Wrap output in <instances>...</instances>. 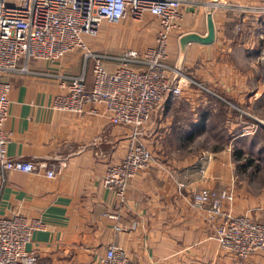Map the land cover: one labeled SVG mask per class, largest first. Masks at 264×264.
<instances>
[{
	"label": "crops",
	"instance_id": "0c3cea01",
	"mask_svg": "<svg viewBox=\"0 0 264 264\" xmlns=\"http://www.w3.org/2000/svg\"><path fill=\"white\" fill-rule=\"evenodd\" d=\"M180 9L181 27L171 34L168 59L196 82L182 83L179 97L167 95L153 111L141 136L153 158L129 179L120 206L114 205L101 176L108 163L125 154L128 127L100 114L52 105L55 95L67 91L60 75L84 69L85 83L91 86L80 55L31 58L28 72L0 73V81L11 87L3 125L11 135L9 155L45 162L55 172L49 178L43 167L36 172L9 170L0 181V216L17 213L28 223L37 218L42 222L25 245L37 264H99L109 244L122 246L133 264H264V251L239 258L223 249L211 237L206 207L188 203L198 187L227 189L233 198L224 206L264 219V194L235 185L230 153L234 144L241 149L250 141L242 128H255L249 134L256 146L264 133V0H189ZM207 14L212 16L214 39L187 42L181 51L179 35H205ZM107 60L103 64L113 69ZM202 85L209 94L200 90ZM198 109L205 111V128L211 120L218 123L224 135L221 147L201 149L199 155L190 145L165 144L170 137L195 135ZM178 183H183L180 189ZM103 211H117L118 218Z\"/></svg>",
	"mask_w": 264,
	"mask_h": 264
},
{
	"label": "built area",
	"instance_id": "2783aa9c",
	"mask_svg": "<svg viewBox=\"0 0 264 264\" xmlns=\"http://www.w3.org/2000/svg\"><path fill=\"white\" fill-rule=\"evenodd\" d=\"M189 0H0V73L28 72V60L58 59L73 48L86 49L83 34L97 35L101 21H119L145 13L158 18L154 44L145 49L130 48L120 55L106 58L118 63L113 69L102 62L105 55L84 51V60L92 59L91 86L85 83V70L73 75H60V85L66 93L55 95L52 105L59 110L82 114L88 112L105 116L112 124L129 129V142L123 157L108 163L101 176L102 184L114 195V205L126 199L129 179L153 158L151 149L141 140L144 128L167 95L178 96L181 84L195 83L180 67L168 60L169 32L181 27V5ZM18 60L20 64L18 65ZM201 85L200 83H197ZM7 81H0V181L9 170L36 172L44 168L51 178L55 172L45 162L33 163L13 158L7 151L10 132L4 129L8 113ZM249 134L254 127L242 128ZM183 183H178L180 189ZM188 199L194 207H206L207 220L219 245L239 258L250 252L264 251V219L235 213L224 201L233 194L227 189L198 187ZM118 218L117 211H103ZM42 226L40 219L28 223L22 214L0 216V264H37L33 252L25 245L32 230ZM113 228L118 230L119 225ZM99 264H133L122 246L109 244Z\"/></svg>",
	"mask_w": 264,
	"mask_h": 264
},
{
	"label": "rangeland",
	"instance_id": "374dc122",
	"mask_svg": "<svg viewBox=\"0 0 264 264\" xmlns=\"http://www.w3.org/2000/svg\"><path fill=\"white\" fill-rule=\"evenodd\" d=\"M158 24V18L148 13H145V15H142L141 17L133 18L129 16L125 19L113 22L103 20L100 23L97 35L89 36L83 34L87 50L73 48L72 50L67 51L65 55L71 53L76 55L79 54L82 65L86 68V72L91 75L93 61L90 58L84 60V51L105 55V57L102 58V62H104L106 57L120 55L122 50L125 49H145L147 46H152L154 44ZM169 33L167 50L168 44L171 41L172 31ZM176 41L177 40L174 39L175 44ZM109 60L106 62L110 63L111 66H115V61L112 62ZM199 88H201L200 90H202V92L209 94L205 85L199 86ZM179 96L180 94L177 97ZM203 112H205L203 109H198L196 114L202 116L204 115ZM213 121L214 120H211L212 125L209 122L206 128L204 127V124L202 128H197V132L194 136L170 137L166 139L164 143L180 146L190 145L192 148L196 149L199 155L204 153L201 149H214L215 147H221L220 145L224 139V135L221 134L218 123L214 125ZM189 123L190 121H188V124ZM250 135L251 134H246V136L250 138V141L241 144L243 148L240 149L241 152L239 157L236 154L237 149L240 148L239 145L237 146L234 144L230 150L231 156L235 159L234 171L237 178L235 185H237V187H242L248 193L260 195L264 194V133L260 136L261 141L257 146L254 145V139L253 137H250Z\"/></svg>",
	"mask_w": 264,
	"mask_h": 264
},
{
	"label": "water",
	"instance_id": "95a60500",
	"mask_svg": "<svg viewBox=\"0 0 264 264\" xmlns=\"http://www.w3.org/2000/svg\"><path fill=\"white\" fill-rule=\"evenodd\" d=\"M206 34L200 35L196 32H184L179 35L178 37V44L179 49L181 51H184V46L187 42L190 41H198L201 43H211V41L214 39V24L212 20V16L210 14L206 15Z\"/></svg>",
	"mask_w": 264,
	"mask_h": 264
},
{
	"label": "trees",
	"instance_id": "16d2710c",
	"mask_svg": "<svg viewBox=\"0 0 264 264\" xmlns=\"http://www.w3.org/2000/svg\"><path fill=\"white\" fill-rule=\"evenodd\" d=\"M203 116V115H202ZM202 116H201V118H200V120L198 121V123L195 125V127H196V130H197V128H202L203 127V124H204V118H202ZM190 136H193V132H191V134L188 136V137H190ZM240 149H237V152H236V154H237V156L239 157L240 156Z\"/></svg>",
	"mask_w": 264,
	"mask_h": 264
}]
</instances>
